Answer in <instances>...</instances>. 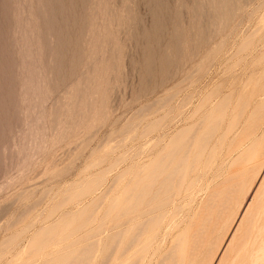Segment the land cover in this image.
I'll return each mask as SVG.
<instances>
[{
	"label": "rangeland",
	"instance_id": "rangeland-1",
	"mask_svg": "<svg viewBox=\"0 0 264 264\" xmlns=\"http://www.w3.org/2000/svg\"><path fill=\"white\" fill-rule=\"evenodd\" d=\"M192 134L173 240L210 216L204 264H228L254 206L264 255V0H0V264H76L151 147Z\"/></svg>",
	"mask_w": 264,
	"mask_h": 264
},
{
	"label": "bare ground",
	"instance_id": "bare-ground-1",
	"mask_svg": "<svg viewBox=\"0 0 264 264\" xmlns=\"http://www.w3.org/2000/svg\"><path fill=\"white\" fill-rule=\"evenodd\" d=\"M180 131L172 137L173 140L180 137L183 129ZM194 134L181 139L183 145L188 144L185 147L177 145L180 141L171 148H158L156 145L151 147L150 153L154 160L136 167L131 183L127 188H123L114 206L101 216V225L87 234L86 243L81 251L82 259L76 261L74 259L76 264H197L198 260L203 261L205 254L203 257L202 252L206 244L207 231L203 225L205 221H210V216L201 219L203 225L191 233L189 239L178 235L173 240L175 230L180 228L184 221L191 222L190 211H182L185 201L181 200V196H184L186 191L184 161L189 155ZM253 209L258 211L257 207L253 206ZM256 212L249 216L248 224H243L244 234L236 244L228 264H255L260 258H264V255L259 253L263 249L261 245H257V248L248 253L258 235L251 232L257 224L252 219ZM177 214L180 215L178 219ZM218 218L219 216L213 222L214 227L211 231L215 229ZM241 220L231 221L229 233L234 234L241 228ZM260 229H264V226ZM261 244L264 245V242ZM227 246L223 251H226ZM217 264H222L221 259Z\"/></svg>",
	"mask_w": 264,
	"mask_h": 264
}]
</instances>
